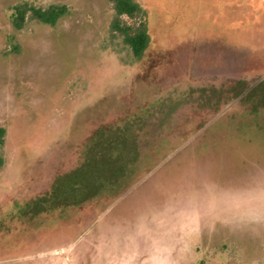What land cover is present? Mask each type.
Returning a JSON list of instances; mask_svg holds the SVG:
<instances>
[{"label":"rangeland","instance_id":"obj_1","mask_svg":"<svg viewBox=\"0 0 264 264\" xmlns=\"http://www.w3.org/2000/svg\"><path fill=\"white\" fill-rule=\"evenodd\" d=\"M137 1L0 0V264H264V0Z\"/></svg>","mask_w":264,"mask_h":264},{"label":"trees","instance_id":"obj_2","mask_svg":"<svg viewBox=\"0 0 264 264\" xmlns=\"http://www.w3.org/2000/svg\"><path fill=\"white\" fill-rule=\"evenodd\" d=\"M113 8V17L110 23L111 30L122 36L134 58H140L148 45L149 35L146 26V11L136 0H109ZM67 7L63 4H50L46 7L35 6L27 2H21L12 7L11 21L16 28H21L27 16L42 23L54 25L65 13ZM126 16L133 20L132 24H127L122 19ZM259 83H257L258 85ZM257 85H254L255 88ZM260 104L264 106V93L260 95ZM4 129L0 128V145L3 143ZM4 163L0 154V168Z\"/></svg>","mask_w":264,"mask_h":264},{"label":"crops","instance_id":"obj_3","mask_svg":"<svg viewBox=\"0 0 264 264\" xmlns=\"http://www.w3.org/2000/svg\"><path fill=\"white\" fill-rule=\"evenodd\" d=\"M137 1V0H136ZM139 2V1H138ZM140 3V2H139ZM141 4V3H140ZM142 5V4H141ZM142 7H143V5H142ZM144 8V7H143ZM145 9V8H144ZM146 11V10H145ZM147 14V13H146ZM147 32H148V28H147ZM148 35H149V32H148ZM254 86V85H253ZM253 86H251V87H253Z\"/></svg>","mask_w":264,"mask_h":264}]
</instances>
